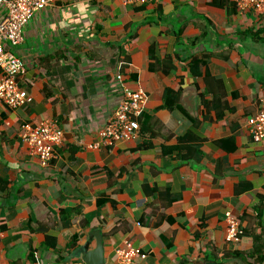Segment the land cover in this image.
Instances as JSON below:
<instances>
[{
  "label": "crops",
  "instance_id": "crops-1",
  "mask_svg": "<svg viewBox=\"0 0 264 264\" xmlns=\"http://www.w3.org/2000/svg\"><path fill=\"white\" fill-rule=\"evenodd\" d=\"M13 50L32 100L0 103V264H75L99 245L103 264H119L126 241L145 255L133 264H264L245 257L254 237L264 245V143L247 124L264 98V12L57 0ZM124 88L147 96L140 134L102 145ZM44 119L64 131L48 167L20 137ZM227 211L244 231L237 245Z\"/></svg>",
  "mask_w": 264,
  "mask_h": 264
},
{
  "label": "built area",
  "instance_id": "built-area-1",
  "mask_svg": "<svg viewBox=\"0 0 264 264\" xmlns=\"http://www.w3.org/2000/svg\"><path fill=\"white\" fill-rule=\"evenodd\" d=\"M57 0H0L6 12L0 20V103L9 108H18L28 104L32 97L20 85L19 76L25 71L24 61L16 55L13 48L24 40V28L35 15ZM161 0H122L124 4L143 6L159 3ZM239 13L264 12V0H232ZM121 79V75H118ZM147 96L141 89L124 88L121 101L99 130L100 143L114 146L116 143L130 141L140 134V119L145 111ZM248 128L252 140L264 143V98L258 112L251 116ZM20 137L37 156L44 167H48L57 158V148L63 143L64 131L54 120L44 119L39 123H24ZM95 145V147H97ZM225 241L237 245L244 233L240 222L230 211L226 213ZM119 264H133L137 257H145L141 249L126 241L115 248ZM75 264H86L78 262Z\"/></svg>",
  "mask_w": 264,
  "mask_h": 264
},
{
  "label": "trees",
  "instance_id": "trees-1",
  "mask_svg": "<svg viewBox=\"0 0 264 264\" xmlns=\"http://www.w3.org/2000/svg\"><path fill=\"white\" fill-rule=\"evenodd\" d=\"M204 62V61H201V63ZM200 63V61H198L197 59H194L193 62H192V66H197L198 64ZM164 97H165V100H164V107H167V108H171L174 105H177L178 104V101H179V98H178V94L177 93H174L173 91L171 90H167L165 91L164 93ZM141 120V119H140ZM244 235V233H243ZM242 235V236H243ZM264 245L260 239L259 236H256L254 237V247H253V250L248 253L245 257L246 259H252L255 258V256H257L256 254H260V261H264ZM237 252H233V254H236ZM255 263V262H254ZM253 262L251 264H254Z\"/></svg>",
  "mask_w": 264,
  "mask_h": 264
},
{
  "label": "water",
  "instance_id": "water-1",
  "mask_svg": "<svg viewBox=\"0 0 264 264\" xmlns=\"http://www.w3.org/2000/svg\"><path fill=\"white\" fill-rule=\"evenodd\" d=\"M103 249L101 245L98 246L97 250L94 253H88V257L84 259L86 264H103ZM92 257H94L92 261Z\"/></svg>",
  "mask_w": 264,
  "mask_h": 264
}]
</instances>
